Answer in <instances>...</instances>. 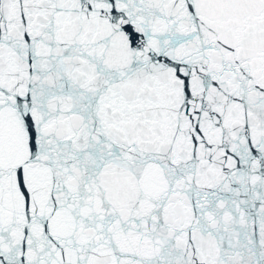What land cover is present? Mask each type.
<instances>
[{
  "label": "snow or ice",
  "instance_id": "snow-or-ice-1",
  "mask_svg": "<svg viewBox=\"0 0 264 264\" xmlns=\"http://www.w3.org/2000/svg\"><path fill=\"white\" fill-rule=\"evenodd\" d=\"M0 264H264V0H0Z\"/></svg>",
  "mask_w": 264,
  "mask_h": 264
}]
</instances>
